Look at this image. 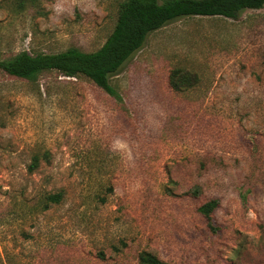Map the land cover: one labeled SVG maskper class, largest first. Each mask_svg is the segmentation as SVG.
I'll return each instance as SVG.
<instances>
[{
	"label": "rangeland",
	"instance_id": "374dc122",
	"mask_svg": "<svg viewBox=\"0 0 264 264\" xmlns=\"http://www.w3.org/2000/svg\"><path fill=\"white\" fill-rule=\"evenodd\" d=\"M124 1L0 0V58L95 52ZM111 84L0 71V264H264V7L168 24Z\"/></svg>",
	"mask_w": 264,
	"mask_h": 264
},
{
	"label": "trees",
	"instance_id": "16d2710c",
	"mask_svg": "<svg viewBox=\"0 0 264 264\" xmlns=\"http://www.w3.org/2000/svg\"><path fill=\"white\" fill-rule=\"evenodd\" d=\"M37 0H20L21 5H34ZM264 7V0H125L121 3L115 27L101 48L95 52H84L72 47L59 53L31 54L22 51L8 59L0 58V71L19 79L36 81L45 72H58L69 78H87L109 95L120 99L111 79L123 65L140 51L150 34L182 18L224 17L236 19L245 10ZM181 71H172L169 85L175 91L188 89L192 79ZM38 168V159L29 167ZM63 194L47 195L34 210L45 212L53 204L62 201ZM218 201L211 200L198 209L208 228L217 232L213 213ZM139 260L142 264H164L155 255L144 252Z\"/></svg>",
	"mask_w": 264,
	"mask_h": 264
}]
</instances>
